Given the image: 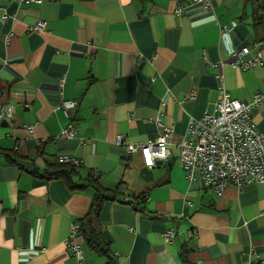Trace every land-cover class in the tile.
I'll return each instance as SVG.
<instances>
[{"label": "crops", "instance_id": "1", "mask_svg": "<svg viewBox=\"0 0 264 264\" xmlns=\"http://www.w3.org/2000/svg\"><path fill=\"white\" fill-rule=\"evenodd\" d=\"M250 8L245 0H0V105L14 110L0 121V264L107 262L78 230L70 238L93 191L28 172L61 158L117 192L92 219L113 264H182L183 251L189 264H264V183L216 195L188 179L179 159L188 122L213 113L220 81L264 133V99L254 104L264 96V44ZM243 48L244 60L259 54L257 65L236 62ZM156 118L172 130L170 155L145 167L116 137L153 142ZM68 125L75 136L61 138ZM68 240L82 247L81 262Z\"/></svg>", "mask_w": 264, "mask_h": 264}, {"label": "built area", "instance_id": "2", "mask_svg": "<svg viewBox=\"0 0 264 264\" xmlns=\"http://www.w3.org/2000/svg\"><path fill=\"white\" fill-rule=\"evenodd\" d=\"M20 1L40 2V0ZM42 27L43 24L38 22L34 29L41 30ZM247 52L248 49L243 48L235 54L236 62L243 69L259 63V54L252 60H244L243 56ZM262 99H264L262 95L255 96L254 104ZM72 105L73 103H64L62 107ZM250 107L230 98L220 81L219 97L213 113H204L198 120L191 119L186 129L187 137L179 144V159L188 179L199 177L202 186L216 195H220L229 186L240 191L253 184L264 183V133L255 128ZM13 116L14 110L10 105H0V121L11 120ZM154 121L160 127L161 134L153 142L130 144L125 142L124 136L116 137V143L124 146L128 154L139 153L145 167H155L167 160L170 155L168 140L172 130L163 125L159 118ZM75 133V127L68 125L61 131L60 137L71 139ZM59 162L76 165L78 163L76 160L66 158L59 159ZM186 204L190 203L186 202ZM76 231L77 226H72L70 238ZM174 236L172 230L163 234L166 241H170ZM67 245L76 259L81 262L82 247L72 240H68Z\"/></svg>", "mask_w": 264, "mask_h": 264}, {"label": "trees", "instance_id": "3", "mask_svg": "<svg viewBox=\"0 0 264 264\" xmlns=\"http://www.w3.org/2000/svg\"><path fill=\"white\" fill-rule=\"evenodd\" d=\"M251 8V27L255 33L256 42L264 44V0H245ZM13 164L17 165L20 169L26 167L27 163L23 160H12ZM32 176L40 179L51 180L61 179L68 186L70 190H86L93 191L92 205L88 213L76 221L78 233L83 237L85 244L93 251L101 256L107 258L105 264H113L114 257L110 254L108 246L104 243L98 232H95L92 227V219L97 215L102 202L106 200H117V192L115 190H108L101 186L99 177L94 172H88L86 176L81 177L78 173L76 164L72 163H54L50 164L39 173L37 169L28 171ZM78 177V182L73 181V177ZM124 201L123 199H118ZM182 264H189L187 254L185 251L180 256Z\"/></svg>", "mask_w": 264, "mask_h": 264}, {"label": "water", "instance_id": "4", "mask_svg": "<svg viewBox=\"0 0 264 264\" xmlns=\"http://www.w3.org/2000/svg\"><path fill=\"white\" fill-rule=\"evenodd\" d=\"M0 125H6V122H5V121H2V122L0 123Z\"/></svg>", "mask_w": 264, "mask_h": 264}, {"label": "clouds", "instance_id": "5", "mask_svg": "<svg viewBox=\"0 0 264 264\" xmlns=\"http://www.w3.org/2000/svg\"><path fill=\"white\" fill-rule=\"evenodd\" d=\"M161 155H163V154L161 153Z\"/></svg>", "mask_w": 264, "mask_h": 264}]
</instances>
